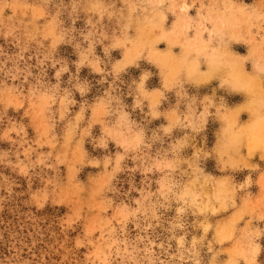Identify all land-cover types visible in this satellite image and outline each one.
<instances>
[{
  "label": "rangeland",
  "instance_id": "374dc122",
  "mask_svg": "<svg viewBox=\"0 0 264 264\" xmlns=\"http://www.w3.org/2000/svg\"><path fill=\"white\" fill-rule=\"evenodd\" d=\"M0 264H264V0H0Z\"/></svg>",
  "mask_w": 264,
  "mask_h": 264
}]
</instances>
